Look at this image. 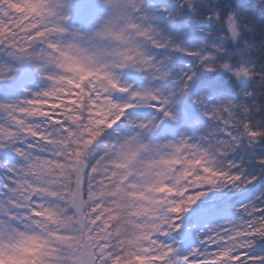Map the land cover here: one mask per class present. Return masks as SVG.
Returning <instances> with one entry per match:
<instances>
[{
  "label": "snow or ice",
  "instance_id": "1",
  "mask_svg": "<svg viewBox=\"0 0 264 264\" xmlns=\"http://www.w3.org/2000/svg\"><path fill=\"white\" fill-rule=\"evenodd\" d=\"M0 264H264V3L0 0Z\"/></svg>",
  "mask_w": 264,
  "mask_h": 264
},
{
  "label": "rangeland",
  "instance_id": "2",
  "mask_svg": "<svg viewBox=\"0 0 264 264\" xmlns=\"http://www.w3.org/2000/svg\"><path fill=\"white\" fill-rule=\"evenodd\" d=\"M253 2L257 5L264 3V0H253Z\"/></svg>",
  "mask_w": 264,
  "mask_h": 264
}]
</instances>
